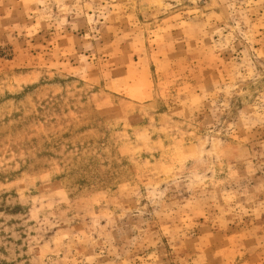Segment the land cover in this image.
<instances>
[{
	"label": "rangeland",
	"instance_id": "374dc122",
	"mask_svg": "<svg viewBox=\"0 0 264 264\" xmlns=\"http://www.w3.org/2000/svg\"><path fill=\"white\" fill-rule=\"evenodd\" d=\"M0 264H264V0H0Z\"/></svg>",
	"mask_w": 264,
	"mask_h": 264
}]
</instances>
